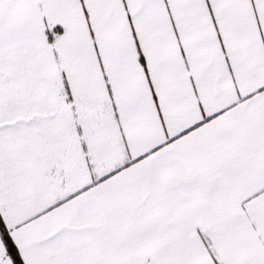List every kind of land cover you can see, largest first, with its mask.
I'll return each instance as SVG.
<instances>
[{"label": "snow or ice", "instance_id": "6c2138e0", "mask_svg": "<svg viewBox=\"0 0 264 264\" xmlns=\"http://www.w3.org/2000/svg\"><path fill=\"white\" fill-rule=\"evenodd\" d=\"M0 264H264V0H0Z\"/></svg>", "mask_w": 264, "mask_h": 264}]
</instances>
